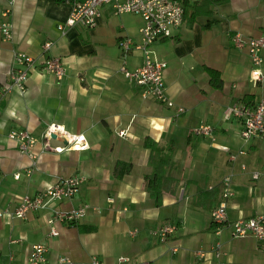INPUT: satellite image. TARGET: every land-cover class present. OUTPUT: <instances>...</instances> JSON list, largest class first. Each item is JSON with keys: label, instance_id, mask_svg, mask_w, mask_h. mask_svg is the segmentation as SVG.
I'll return each instance as SVG.
<instances>
[{"label": "crops", "instance_id": "crops-1", "mask_svg": "<svg viewBox=\"0 0 264 264\" xmlns=\"http://www.w3.org/2000/svg\"><path fill=\"white\" fill-rule=\"evenodd\" d=\"M186 1L197 4L195 20L183 17L170 37L151 44L167 63L163 77L169 105L144 97L142 87L119 71L121 39H131L127 67L143 62L135 47L143 24L139 15L117 14L104 3L93 26L76 24L60 32L57 24L68 16L71 0H0V22L9 20L12 26L10 39L0 32V91L16 66L15 52L38 61L59 56L66 67L58 80L36 65L24 92L0 93V207L13 209L24 193L71 175L82 176L79 191L55 207L90 205L83 217L56 222L57 234L47 224L54 207L30 210L25 218L0 217V264H26L34 243L45 244L51 259L65 255L76 262L95 255L103 264H116L124 255L130 257L128 264H264V249L255 237L231 236L228 224L217 234L210 217L223 199L227 175L232 192L226 198L228 221L264 212V135L243 140L239 119L225 115L236 102L264 100V62L262 79H252L246 48L231 40L235 31L264 33V0ZM47 41L51 44L45 49ZM205 66L219 70L221 88L210 86ZM179 106L184 111L177 113ZM52 122L84 134L87 146L55 152L42 150L38 141L34 150L42 151L35 160L7 137L11 129L40 137ZM201 122L212 124L214 140L194 132ZM116 161L130 163V170L116 177ZM154 173L160 176L159 200L146 186V175ZM167 221L176 229L161 240L154 230ZM217 239L220 258L211 252ZM199 249L204 257L196 253Z\"/></svg>", "mask_w": 264, "mask_h": 264}, {"label": "built area", "instance_id": "built-area-1", "mask_svg": "<svg viewBox=\"0 0 264 264\" xmlns=\"http://www.w3.org/2000/svg\"><path fill=\"white\" fill-rule=\"evenodd\" d=\"M13 2V0H9ZM71 10L64 22L58 23L57 28L63 32L66 26L82 25L91 27L95 24L99 14V8L104 3H111L113 11L117 14L134 13L139 15L143 24L139 28L140 41L135 47L141 49L143 53V62L135 69H129L126 65L125 52L130 48L131 39L129 37L119 40V46L123 50V60L119 65V71L128 80H132L142 87L144 97H153L161 102L172 105V101L166 94L163 70L167 63L159 59L151 44L159 39L170 37L173 29L178 27L184 17L183 0H71ZM10 12L6 8L3 15L7 16ZM0 32L3 38L10 39L12 35V26L9 20L0 22ZM233 44L239 48H246L253 68L250 71L252 79L260 80L263 77L261 64L264 62V33L258 35H244L240 31L232 34ZM51 41L44 43L46 49L50 46ZM14 59L16 66L10 71V79L2 85L0 93L12 90L19 92L26 90V79L29 71L36 65L45 72L52 73L58 80L62 79L66 73V67L59 56L46 57L38 61L32 55L23 51L15 52ZM177 113L184 111L182 106L177 107ZM226 116H235L240 122V136L243 140L248 141L255 136L264 135V100L261 99L253 104L239 101L227 107ZM214 128L211 123L201 122L195 128L194 132L203 136H209L215 139ZM120 131L119 133H121ZM52 134L55 137L52 138ZM7 137L12 140L17 149L28 155L31 159H37L42 150H51L61 152L68 149H84L87 146L84 134L71 132L62 124L52 122L48 124L40 137H36L30 131L25 129H11L7 132ZM40 141L42 150L36 152L34 147ZM234 159L235 154L230 155ZM34 162V161H33ZM241 167H245L242 163ZM30 170H26L28 174ZM253 177L257 173H252ZM15 178L19 173L14 174ZM83 178L79 175L59 176L57 179L46 185L43 189L34 194L24 193L16 207L13 209L0 207V217L8 215L10 217L25 218L30 210L49 207L52 208L51 214L47 217V224L51 234H57L55 227L56 222L75 221L85 215L89 203H82L77 207L69 210H60L55 207V203L63 198L72 197L79 191ZM230 176L223 178L222 200L219 201L211 210V221L216 224L215 233L219 234L223 226L227 224L230 227V234L234 237L253 236L264 249V212L249 217H240L228 221L226 214V198L232 192L229 187ZM107 201L112 202L113 198L108 197ZM96 209L97 207L91 206ZM176 229L175 223L167 221L157 227L154 233L164 240ZM172 250H176L175 247ZM211 252L216 258H220L222 253L221 241L217 239L211 247ZM196 253L204 257L205 251L196 250ZM129 256L120 255L117 257L116 264H128ZM26 264H103L102 260L95 255H91L87 261L76 262L65 255H60L55 259L46 256V246L42 243L32 244L26 259ZM139 264H151L148 261H142Z\"/></svg>", "mask_w": 264, "mask_h": 264}, {"label": "trees", "instance_id": "trees-1", "mask_svg": "<svg viewBox=\"0 0 264 264\" xmlns=\"http://www.w3.org/2000/svg\"><path fill=\"white\" fill-rule=\"evenodd\" d=\"M184 3V18L187 19L189 22H193L195 20L197 10L196 3H188V1L183 0ZM205 71L208 74V81L211 87L213 88H221L222 87V79L220 77V72L216 68L211 66H205ZM246 96H244L245 98ZM144 145L150 146L151 148H155L156 145L149 142L144 141ZM131 164L124 161H116L113 168V173L116 177H120L124 173L130 170ZM160 180V176L156 173L146 175V183L147 188L151 191V193L155 196L156 200H159V188L158 183ZM158 191V192H157Z\"/></svg>", "mask_w": 264, "mask_h": 264}, {"label": "water", "instance_id": "water-1", "mask_svg": "<svg viewBox=\"0 0 264 264\" xmlns=\"http://www.w3.org/2000/svg\"><path fill=\"white\" fill-rule=\"evenodd\" d=\"M55 137V134H52V138H54Z\"/></svg>", "mask_w": 264, "mask_h": 264}, {"label": "rangeland", "instance_id": "rangeland-1", "mask_svg": "<svg viewBox=\"0 0 264 264\" xmlns=\"http://www.w3.org/2000/svg\"><path fill=\"white\" fill-rule=\"evenodd\" d=\"M200 17L204 18V15H200Z\"/></svg>", "mask_w": 264, "mask_h": 264}]
</instances>
